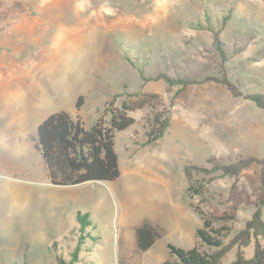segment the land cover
<instances>
[{
    "label": "rangeland",
    "instance_id": "374dc122",
    "mask_svg": "<svg viewBox=\"0 0 264 264\" xmlns=\"http://www.w3.org/2000/svg\"><path fill=\"white\" fill-rule=\"evenodd\" d=\"M206 26L223 27L228 80L243 94L264 95V0H0V264H121L142 221L165 233L139 264H176L169 245L207 250L196 238L198 211L230 212L233 184L250 204L236 206L231 237L251 218L258 165L236 179L194 175L202 196L187 192L185 168L264 158V109L211 81L180 90L143 80L159 72L221 77ZM130 94H154L167 109L162 138L144 145L152 109L136 110L132 126L114 135V180L52 184L34 145L37 126L67 111L88 129ZM242 250L251 258L253 241Z\"/></svg>",
    "mask_w": 264,
    "mask_h": 264
},
{
    "label": "trees",
    "instance_id": "16d2710c",
    "mask_svg": "<svg viewBox=\"0 0 264 264\" xmlns=\"http://www.w3.org/2000/svg\"><path fill=\"white\" fill-rule=\"evenodd\" d=\"M224 17V22L227 20ZM201 28L204 25L192 24ZM207 30L212 32L214 51L220 57V69L224 68L227 61L224 54V44L220 41L219 30ZM142 74L140 70V75ZM143 76V75H142ZM145 82L161 80L168 87H178L180 90L190 85H196L211 81L225 87L232 97L249 99L257 107L264 109V95L243 94L231 83L223 73L221 77H205L200 81L188 77H171L159 72L151 77H143ZM115 98V97H114ZM78 99L76 107L81 105ZM161 104L154 94H140L137 97L129 95L126 101L119 106L109 103L99 114L98 118L88 128L84 129L80 119L73 118L66 111H59L48 115L36 129L34 145L38 150L44 168L50 182L54 185H76L88 181H111L118 176L117 157L114 152V135L132 126L134 119L130 113L149 107L152 112L146 119V140L144 145H152L162 138L169 126L168 111L160 108ZM211 167H186L185 174L188 180L187 192L190 195L202 196L204 184L193 178L194 175L218 174L238 178L245 168L251 165L260 167L259 188L260 196L253 201L254 211L249 220H245L243 227L231 237V229L227 223L235 220V208L240 203L250 204V199L245 192L238 193V188L233 184L230 195L236 200L230 212H224L217 216H207L198 211L202 224L196 231V238L207 248L201 251L198 247L182 250L175 246H168L169 253L174 256L176 264H223L222 258L234 247L237 249L236 257L227 264H264V219L262 208L264 207V158H242L233 163L208 159ZM134 240L125 245L121 258V264H139L141 256L150 249L155 242L163 237L164 229L148 222H140L133 226ZM253 241V256L245 259L242 248L247 247ZM76 260V257H74ZM59 264L66 263L57 259ZM28 264V263H23ZM226 264V263H225Z\"/></svg>",
    "mask_w": 264,
    "mask_h": 264
},
{
    "label": "crops",
    "instance_id": "0c3cea01",
    "mask_svg": "<svg viewBox=\"0 0 264 264\" xmlns=\"http://www.w3.org/2000/svg\"><path fill=\"white\" fill-rule=\"evenodd\" d=\"M176 77V76H175ZM236 98H239V97H236ZM240 98H243V97H240ZM246 99V98H245ZM67 112V111H66Z\"/></svg>",
    "mask_w": 264,
    "mask_h": 264
}]
</instances>
